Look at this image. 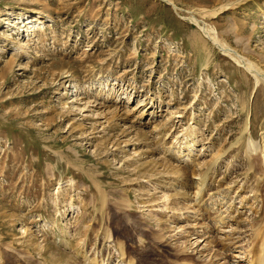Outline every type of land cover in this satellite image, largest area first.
Returning a JSON list of instances; mask_svg holds the SVG:
<instances>
[{
    "label": "rangeland",
    "instance_id": "1",
    "mask_svg": "<svg viewBox=\"0 0 264 264\" xmlns=\"http://www.w3.org/2000/svg\"><path fill=\"white\" fill-rule=\"evenodd\" d=\"M241 59L264 70V0H0V264L240 262L211 226L254 188L248 116L263 145Z\"/></svg>",
    "mask_w": 264,
    "mask_h": 264
},
{
    "label": "bare ground",
    "instance_id": "2",
    "mask_svg": "<svg viewBox=\"0 0 264 264\" xmlns=\"http://www.w3.org/2000/svg\"><path fill=\"white\" fill-rule=\"evenodd\" d=\"M167 1L170 2V0H167ZM228 7H229L228 4H224V5L218 6L215 9H212V10H204V9H201L200 12H199V14L208 15V16L209 15L210 16L213 15L214 16V15H217L218 13H220V12H223ZM31 23L36 24V26H38L40 28V25L45 24V19L44 18H38V19H35L34 21L30 22V24ZM35 27H33V28H35ZM212 41H213V39H212ZM221 42H223V41H221ZM220 47L223 50V52L225 51L227 53L228 56H230V57L233 56L231 50L228 49L229 46H228V48H226L221 43L220 44ZM237 57H239V56H237ZM239 62H240V64L242 63V65H244L245 68L247 67L249 69V71H251V74L256 79V85L257 86L261 82L264 83V70L261 67L257 66L256 64H254L252 62H246L244 60L242 61V59L239 60ZM250 125H251V120L249 119V116H248L247 117V122L245 124V128L242 131V135L244 133H246L248 135V138H247V147H246V150H245V154H246V158H247L248 163H247V169L245 171V177L243 179H241V180H242V182L245 180L244 183L246 185V183L248 182L250 176L252 178L254 177L255 178V180H253V181H255L254 182L255 185L253 186L254 188L250 189L249 191H246L247 193H250V194H249V196L245 197L244 200H241L240 203H242V206H239L238 207V206H235L234 205V208L232 210V213H234L233 215L232 214L226 215V212H225V214L223 213L224 215H221L217 219L213 218L212 219V226L211 227H213V228L214 227L215 228L231 227L232 228L231 231H228V234H225L227 232L224 233L225 234V236H224L225 243L223 245L226 247V250L227 251H234L235 250L238 254L242 255V257H235V258H239V260H240V262H238L237 264H241V261L242 262H246L248 264H264V128L262 129V132H261V134L263 135V145H262V147H259L257 145V143L252 140L251 131H250ZM239 142H240V140H237L235 143L231 144V146H230L229 149H232V148L235 147L236 148L235 149L236 150V153H239L240 152V148H241V144ZM189 145H191V144H189ZM169 152H171V151H169ZM241 153H242V151H241ZM224 154H226V153H224ZM173 155H174V152H173ZM178 158H180V157H178ZM218 159H219V156L213 161L212 164H210V165H208L207 167L204 168L205 169V170H203L204 172L201 170L203 173L198 174V175H195V174L192 175V173H191V174L187 175V178L189 176H191L190 177V183L192 185H194L195 188H197L196 191H195V194H196L195 195V199L193 200V202H195L196 205L199 204L201 207H204V205H205V204L203 205V203H204V197H205V195H207V194L209 195L211 193L209 191L212 189V187L214 185L213 184L214 181L212 180L213 179L212 176L211 177L209 176V173H210L211 167L216 163V161H218ZM221 160H222V158H221ZM179 161L180 160H178V162ZM188 162H187V164H188ZM237 163L236 164H233L234 165V169L236 171H237L238 167H240V166H238L240 164H237ZM190 168H192V167H190ZM195 171H197V170H195ZM184 172L186 174L190 173V171H188L186 168H185ZM213 172H215V171H213ZM222 176H224V175H222ZM238 176L239 175H237V177ZM234 182L236 184H238V181L237 180L234 181ZM236 184H235V186H236ZM219 186L220 185H216V187H219ZM222 188L223 187L221 186V189ZM239 188H240V186L238 187V189ZM214 190L217 191V189H214ZM241 191H245V186L243 187V189ZM217 195H218V193H217ZM224 195H226V194H224ZM212 198H211V200H212ZM225 199H226V197H225ZM223 201H225V200H223ZM234 202H235V199H234ZM219 204H221V203L219 202ZM245 204H249L250 206L249 207H246ZM206 206H208V205H206ZM215 206H216V204H215ZM238 208L252 209L254 215L253 216H250L248 219H244V217H243L244 215L241 212H239V209ZM191 213H190V216L189 217H193L194 212L192 211ZM203 215H205V214H203ZM201 227H203V226H201ZM199 230H200V228L198 229L197 233H195V234H198V236L200 238H204V241H205L207 239V237H205L206 234H207V231L206 232H203L201 230V232H199ZM204 241H197V242H204ZM195 252L196 251H194L193 253H194V255L198 259H202L203 257H205L204 255L202 257V255H201L202 253L201 254H198L199 253L198 250H197V253H195ZM234 264H236V263H234Z\"/></svg>",
    "mask_w": 264,
    "mask_h": 264
}]
</instances>
